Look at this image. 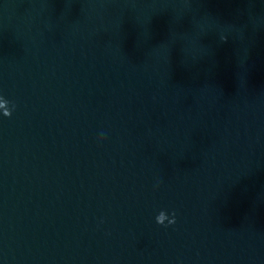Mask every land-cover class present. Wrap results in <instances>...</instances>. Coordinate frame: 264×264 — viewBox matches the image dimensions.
<instances>
[{"label":"water","instance_id":"95a60500","mask_svg":"<svg viewBox=\"0 0 264 264\" xmlns=\"http://www.w3.org/2000/svg\"><path fill=\"white\" fill-rule=\"evenodd\" d=\"M0 96V264H264V0H0Z\"/></svg>","mask_w":264,"mask_h":264},{"label":"clouds","instance_id":"9594fccd","mask_svg":"<svg viewBox=\"0 0 264 264\" xmlns=\"http://www.w3.org/2000/svg\"><path fill=\"white\" fill-rule=\"evenodd\" d=\"M11 114V111H10V102L5 100L2 96H0V117H4V118H7L9 117ZM104 138H105V133L104 132H101L98 136H97V143H103L104 142ZM155 223L157 225H160V226H171L175 223V214L173 213L171 215V219H169L168 223L165 225V224H161V223H158L155 221Z\"/></svg>","mask_w":264,"mask_h":264}]
</instances>
